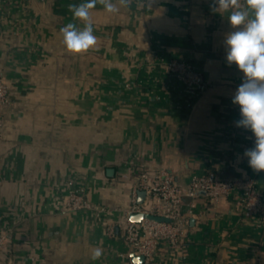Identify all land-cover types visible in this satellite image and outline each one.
<instances>
[{"label":"crops","instance_id":"crops-1","mask_svg":"<svg viewBox=\"0 0 264 264\" xmlns=\"http://www.w3.org/2000/svg\"><path fill=\"white\" fill-rule=\"evenodd\" d=\"M82 2L0 0V76L11 92L0 129V232L8 234L0 264H144L124 238L138 164L169 170L184 185L206 171L251 176L264 193V171L243 155L254 136L235 125L243 73L225 59L224 39L235 30L228 13L212 0H113L115 14L98 4L97 44L73 55L60 29L83 27L68 10ZM172 59L187 61L210 88L171 77ZM81 185L104 211L63 209ZM183 211L184 247L162 245L158 264H264V221L234 195L186 197ZM95 247L103 255L93 261Z\"/></svg>","mask_w":264,"mask_h":264},{"label":"built area","instance_id":"built-area-1","mask_svg":"<svg viewBox=\"0 0 264 264\" xmlns=\"http://www.w3.org/2000/svg\"><path fill=\"white\" fill-rule=\"evenodd\" d=\"M166 67L171 77L177 78L197 92H205L211 86L199 71L183 59H172ZM10 99V88L0 76V129L4 125L2 108L10 103ZM135 170L138 173V183L133 187L131 205L126 210L128 219L124 238L132 253L144 256V264H158L157 253L164 244L171 247H184L190 225L189 216L183 211L186 197L195 200L203 193L210 202L215 203L224 196L234 195L238 206L244 212L264 221V193L258 190L257 180L254 177H221L214 171H206L194 175L190 183L184 185L173 172L166 169L151 172L144 164H138ZM140 191L146 193L143 202L139 201ZM191 206L195 207L194 202ZM63 209L66 211L105 210L93 203L87 187L83 185L72 187ZM133 213L159 216L165 220L146 217L136 222L130 218ZM109 233L111 235L115 233L114 225H109ZM7 239L8 234L0 232V252L7 243Z\"/></svg>","mask_w":264,"mask_h":264},{"label":"clouds","instance_id":"clouds-1","mask_svg":"<svg viewBox=\"0 0 264 264\" xmlns=\"http://www.w3.org/2000/svg\"><path fill=\"white\" fill-rule=\"evenodd\" d=\"M153 2L148 0V6ZM118 3L129 7L132 0H118ZM98 4L109 14L119 12L113 0H84L78 5H68L73 20L83 24L81 28L70 22L60 29L62 43L69 53L83 54L96 46L98 38L94 35L91 10ZM210 7L228 13V22L235 29L224 39L228 66L235 64L243 73V81L232 98L240 110V119L235 125L254 136V146L243 155L248 166L258 173L264 171V0H245L243 8L240 0H212ZM102 255V249L95 247L91 259L98 260Z\"/></svg>","mask_w":264,"mask_h":264},{"label":"water","instance_id":"water-1","mask_svg":"<svg viewBox=\"0 0 264 264\" xmlns=\"http://www.w3.org/2000/svg\"><path fill=\"white\" fill-rule=\"evenodd\" d=\"M140 195H141V200H142V197L145 195V192L144 191H142L141 193H140ZM146 217H149V218H152V219H156V220H165V218H163V217H159V216H153V215H150V216H146V215H144V214H142V213H133L131 216H130V218H131V220L132 221H136V222H140V221H142L144 218H146ZM138 259L140 260V261H144V256H141L140 255V257H138Z\"/></svg>","mask_w":264,"mask_h":264},{"label":"rangeland","instance_id":"rangeland-1","mask_svg":"<svg viewBox=\"0 0 264 264\" xmlns=\"http://www.w3.org/2000/svg\"><path fill=\"white\" fill-rule=\"evenodd\" d=\"M9 104L5 105L2 110H3V113H5V108L8 106ZM3 120H4V116H3Z\"/></svg>","mask_w":264,"mask_h":264}]
</instances>
